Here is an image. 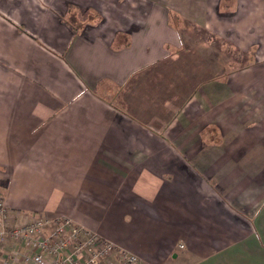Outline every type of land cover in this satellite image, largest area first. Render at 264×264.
Masks as SVG:
<instances>
[{"label": "crops", "instance_id": "1", "mask_svg": "<svg viewBox=\"0 0 264 264\" xmlns=\"http://www.w3.org/2000/svg\"><path fill=\"white\" fill-rule=\"evenodd\" d=\"M38 2L0 0L12 214L70 217L140 258L129 264H264V0ZM81 13L111 18L109 36L69 19ZM170 16L244 60L182 56ZM106 77L129 91L121 108L98 96Z\"/></svg>", "mask_w": 264, "mask_h": 264}, {"label": "built area", "instance_id": "2", "mask_svg": "<svg viewBox=\"0 0 264 264\" xmlns=\"http://www.w3.org/2000/svg\"><path fill=\"white\" fill-rule=\"evenodd\" d=\"M9 243L22 249L9 250ZM113 257L119 263L113 261ZM139 261L135 253L70 217L53 219L22 211L14 215L0 197V264H129Z\"/></svg>", "mask_w": 264, "mask_h": 264}, {"label": "rangeland", "instance_id": "3", "mask_svg": "<svg viewBox=\"0 0 264 264\" xmlns=\"http://www.w3.org/2000/svg\"><path fill=\"white\" fill-rule=\"evenodd\" d=\"M38 3L41 4V7H43V9H52L53 8L52 5L54 4V2H52V0H39ZM102 10L103 11H109L110 9L102 8ZM111 10H113V9H111ZM73 15L74 14H70L69 19L70 20H72L73 18H75V20L81 19V23L78 24L81 28L85 24H88V23L93 22V21L96 22V24L98 23V25L102 26L103 34L106 35L107 37L110 34V28L111 27L109 25H113V23H114V21L111 18H109V20H106L102 16L97 15L96 17H94L95 15L89 14V13H84V14L81 13V15H79V18H76ZM42 19H45V17H43ZM139 20L142 21L143 19L141 20V18L139 17ZM170 20H171L172 26L174 23L178 27L177 31H178L179 35H178V33H177V35L179 36V38H181L182 48L188 49V51H185V49H184L182 56H186L189 58H192L194 56H195V58H197V56L199 58L200 57L205 58V59L209 60L210 66H208V69H211V70L222 69V68H224L225 70H228L230 68V66H228L229 60L231 61L235 58H239V59H237V61H239V60L241 61V59H242V61L244 60V56H239L237 54L234 56H231L232 54H231L230 49L226 48V47L232 46L233 45L232 42H230V44L225 43L222 47H220L219 44H222V41L209 39V36L212 34H208L207 32H205L202 29V26L199 25L197 22L192 21V20H186L185 22H183V20H185V19H182L179 16H177V18H173L172 16H170ZM139 26H140V24H139ZM120 38H125V36H122ZM225 45H226V47H225ZM159 50H161V49H159ZM235 51L239 52L237 50H235ZM161 52H163V51L161 50ZM156 53H158V52H156ZM156 56H158V55H156ZM171 57H178V51L175 50L174 56H171ZM211 63H212V65H211ZM222 63H226V65L223 66V65H221ZM112 81H114V80L106 77L103 83H102V81L97 82V85H99V86L95 87V89L97 90L98 96L100 98H102L103 100H105L104 102H107L110 105L115 104L119 108H121L120 107L121 106L120 101H123L125 96H128L127 92H129V91H128V89H126V90L123 89L122 91H120V88L117 86V84H114ZM91 90L94 92V88H91ZM114 101H116V102L114 103ZM122 105L124 106L125 104H122ZM126 108H127V106H126ZM3 199H4V197H3Z\"/></svg>", "mask_w": 264, "mask_h": 264}]
</instances>
